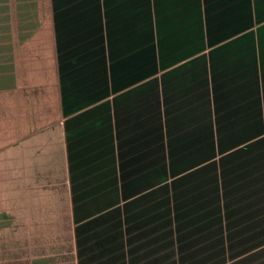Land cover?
<instances>
[{
	"label": "crops",
	"instance_id": "1",
	"mask_svg": "<svg viewBox=\"0 0 264 264\" xmlns=\"http://www.w3.org/2000/svg\"><path fill=\"white\" fill-rule=\"evenodd\" d=\"M0 77L34 264H264V0H0Z\"/></svg>",
	"mask_w": 264,
	"mask_h": 264
},
{
	"label": "rangeland",
	"instance_id": "2",
	"mask_svg": "<svg viewBox=\"0 0 264 264\" xmlns=\"http://www.w3.org/2000/svg\"><path fill=\"white\" fill-rule=\"evenodd\" d=\"M1 77H0V115L2 113V95L5 93L3 86H1ZM2 101V102H1ZM0 192V264H34L33 255H31V250L33 248L32 242L29 243L27 238L23 239L22 226H18L15 220L5 219L4 210L2 206ZM70 222L68 220L59 219L54 224L53 231L50 230V233H54L50 237L49 245L51 249H55V246H61L62 250L68 248L67 241V231L70 229ZM57 237V240H56ZM25 240V242H24ZM54 243L53 248L51 245ZM40 263L39 264H53V257L49 253L44 257V247L40 249ZM56 263V262H55Z\"/></svg>",
	"mask_w": 264,
	"mask_h": 264
},
{
	"label": "trees",
	"instance_id": "3",
	"mask_svg": "<svg viewBox=\"0 0 264 264\" xmlns=\"http://www.w3.org/2000/svg\"><path fill=\"white\" fill-rule=\"evenodd\" d=\"M32 251H31V255H30V257H32ZM60 258V257H59ZM69 259H70V256H69ZM60 260H62L63 261V255H62V258H60ZM27 264H29V262L27 263Z\"/></svg>",
	"mask_w": 264,
	"mask_h": 264
}]
</instances>
